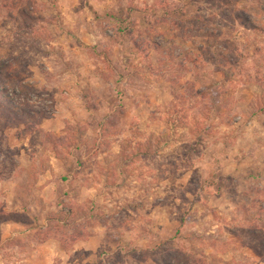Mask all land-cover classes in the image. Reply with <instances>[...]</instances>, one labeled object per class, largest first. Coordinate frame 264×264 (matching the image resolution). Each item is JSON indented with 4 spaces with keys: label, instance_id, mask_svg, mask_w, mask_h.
Masks as SVG:
<instances>
[{
    "label": "rangeland",
    "instance_id": "obj_1",
    "mask_svg": "<svg viewBox=\"0 0 264 264\" xmlns=\"http://www.w3.org/2000/svg\"><path fill=\"white\" fill-rule=\"evenodd\" d=\"M75 1L0 0V255L264 264V0Z\"/></svg>",
    "mask_w": 264,
    "mask_h": 264
},
{
    "label": "crops",
    "instance_id": "obj_2",
    "mask_svg": "<svg viewBox=\"0 0 264 264\" xmlns=\"http://www.w3.org/2000/svg\"><path fill=\"white\" fill-rule=\"evenodd\" d=\"M73 2H74V4H76L75 0H73ZM64 8H65L64 10L66 12H68L67 8L66 7H64ZM73 9L76 10L75 8H73ZM66 14H68V13H66ZM98 41H99L98 38L95 37V38L90 39V42H88V43H92L94 45V44L98 43ZM74 84L78 85V83H74ZM2 189H3L2 183H0V192L2 191ZM7 222L10 223L11 225H9L7 227V231L4 232V234H6V239L14 236V234L17 232V230H15V229H20V232H23V230H21L22 228H19L20 227L18 225L19 223H15V221H9V220H7ZM23 233H25V232H23ZM0 237L2 238V235ZM105 240L106 239H105V236L103 233L96 234V235H94V236H92L86 240H80V241H78V243H76V246L73 249V252H71V253L87 254L88 255L87 261H90L94 258V256H96V257L98 256V252L100 251L101 247L105 245V242H106ZM20 252L22 255V259L18 260L19 258H17L16 259L17 261H14L16 263H14L13 260H11V259H3V256L0 255V264H48L47 260L51 259L52 257L55 258L57 255H59L60 249L58 247H56V248H54V250H51L50 248L48 249L45 246H42V247L38 246L37 248L32 249L28 252H25L22 248ZM65 253L66 252H64V254ZM32 254H33V256H32ZM52 260H53V258H52Z\"/></svg>",
    "mask_w": 264,
    "mask_h": 264
},
{
    "label": "trees",
    "instance_id": "obj_3",
    "mask_svg": "<svg viewBox=\"0 0 264 264\" xmlns=\"http://www.w3.org/2000/svg\"><path fill=\"white\" fill-rule=\"evenodd\" d=\"M0 90H4L3 86H0ZM8 100V102H11V100L9 98H6Z\"/></svg>",
    "mask_w": 264,
    "mask_h": 264
},
{
    "label": "built area",
    "instance_id": "obj_4",
    "mask_svg": "<svg viewBox=\"0 0 264 264\" xmlns=\"http://www.w3.org/2000/svg\"><path fill=\"white\" fill-rule=\"evenodd\" d=\"M103 256H105V254H103Z\"/></svg>",
    "mask_w": 264,
    "mask_h": 264
}]
</instances>
